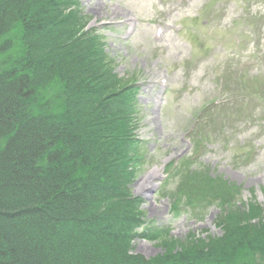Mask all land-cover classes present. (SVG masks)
<instances>
[{
    "label": "trees",
    "instance_id": "1",
    "mask_svg": "<svg viewBox=\"0 0 264 264\" xmlns=\"http://www.w3.org/2000/svg\"><path fill=\"white\" fill-rule=\"evenodd\" d=\"M79 4L0 0V264H264L253 202L229 208L221 236L181 251L168 230H152L142 236L161 238L165 253H131L143 223L132 182L145 158L135 79L115 72ZM182 182L190 204L223 208L240 189L209 173Z\"/></svg>",
    "mask_w": 264,
    "mask_h": 264
},
{
    "label": "rangeland",
    "instance_id": "2",
    "mask_svg": "<svg viewBox=\"0 0 264 264\" xmlns=\"http://www.w3.org/2000/svg\"><path fill=\"white\" fill-rule=\"evenodd\" d=\"M78 1V16H87L88 25L106 37L109 55L116 60L115 72L139 80L141 122L136 134L145 144V158L137 166L132 188L134 196L143 198L141 219L151 226L169 227L167 237L176 240V248L182 251L190 239L207 241L223 235L224 221L235 210L229 208L235 204L249 210L254 202L264 211L262 108L256 127L248 129L235 122L224 125L213 134L210 141L214 144L203 152V158L184 165L193 154L187 130L204 104H212L225 93L221 84L227 68L233 65L240 77L246 70V83L264 85L259 77L260 71L264 75V0ZM235 77L230 76L232 86ZM252 148L256 156L246 163L244 157ZM183 156L187 158L181 170L165 184L167 176L161 175L171 161ZM154 171L151 188L141 187ZM208 172L214 180L240 187L230 206L201 201L192 208L193 197L179 195L185 178L197 173L204 180ZM207 195L213 196L212 191ZM184 204L189 211H178ZM132 242L131 253L147 259L165 253L161 238L134 237Z\"/></svg>",
    "mask_w": 264,
    "mask_h": 264
},
{
    "label": "bare ground",
    "instance_id": "3",
    "mask_svg": "<svg viewBox=\"0 0 264 264\" xmlns=\"http://www.w3.org/2000/svg\"><path fill=\"white\" fill-rule=\"evenodd\" d=\"M157 171H154V172H152L151 173V175H150V177H148V178H146L145 180H143L142 182H141V187H146L147 189L148 188H151L150 186L152 185L151 184V178H152V176H154L155 175V173H156Z\"/></svg>",
    "mask_w": 264,
    "mask_h": 264
}]
</instances>
